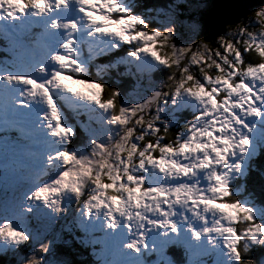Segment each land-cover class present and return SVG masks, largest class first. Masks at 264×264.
<instances>
[{"label":"snow or ice","instance_id":"1","mask_svg":"<svg viewBox=\"0 0 264 264\" xmlns=\"http://www.w3.org/2000/svg\"><path fill=\"white\" fill-rule=\"evenodd\" d=\"M208 7L0 0V257L264 264V0Z\"/></svg>","mask_w":264,"mask_h":264},{"label":"water","instance_id":"2","mask_svg":"<svg viewBox=\"0 0 264 264\" xmlns=\"http://www.w3.org/2000/svg\"><path fill=\"white\" fill-rule=\"evenodd\" d=\"M249 2L260 3V0H214V3L208 14L213 15L217 21L233 20L237 18L235 16V12L243 10L235 8L234 6L240 3Z\"/></svg>","mask_w":264,"mask_h":264},{"label":"trees","instance_id":"3","mask_svg":"<svg viewBox=\"0 0 264 264\" xmlns=\"http://www.w3.org/2000/svg\"><path fill=\"white\" fill-rule=\"evenodd\" d=\"M169 0H144V3L146 4H165V3H168ZM214 3V0H207V4L209 5L208 9L206 10L205 12V15L208 14V12L210 11L212 5ZM130 84H131V81L128 80V79H123L121 84L119 85L121 87L122 90L124 91H128L130 89ZM257 184H258V181H257ZM260 254L259 250L254 253L253 255V258H257V256ZM0 264H8V263H5L4 261L1 262Z\"/></svg>","mask_w":264,"mask_h":264},{"label":"rangeland","instance_id":"4","mask_svg":"<svg viewBox=\"0 0 264 264\" xmlns=\"http://www.w3.org/2000/svg\"><path fill=\"white\" fill-rule=\"evenodd\" d=\"M193 2H204V3H207V0H193ZM132 84V82H131ZM131 84H130V89H131ZM129 89V90H130ZM131 98V97H130ZM1 258V257H0ZM7 260L9 262V264H12V258L11 257H7Z\"/></svg>","mask_w":264,"mask_h":264}]
</instances>
